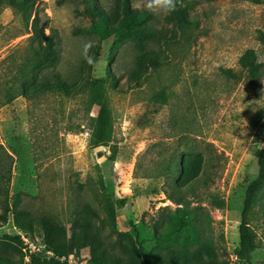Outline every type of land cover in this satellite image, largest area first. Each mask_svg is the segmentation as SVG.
Returning <instances> with one entry per match:
<instances>
[{
    "label": "rangeland",
    "instance_id": "374dc122",
    "mask_svg": "<svg viewBox=\"0 0 264 264\" xmlns=\"http://www.w3.org/2000/svg\"><path fill=\"white\" fill-rule=\"evenodd\" d=\"M114 1L101 0L107 8ZM185 1L191 4L189 13L197 23L192 39L187 42L177 34L178 41L169 47L153 44L166 63L150 69L141 88L129 87L136 53L129 41L101 44L95 35L73 33L89 25L77 12L82 9L80 3L57 6L55 0H36L29 22L13 7H1L0 62L7 58L0 64L1 85L9 80L6 67L20 65L25 51L35 45V17L46 28V35L50 28L57 31L56 73L67 77L101 47L99 60L82 76L106 77L110 68L119 82L108 89L113 123L108 145L90 144L91 122L98 108L89 109L83 96L51 93L34 100L19 96L0 107V169L11 165L12 202L67 228L85 203L105 215L97 199L102 180L114 201L127 200L117 211L118 231L137 237L149 258L157 250L156 236L165 224L160 214L176 215L185 208L167 198L171 189L165 179L157 178V172L173 160L200 156L203 174L195 184L196 195L186 190L189 209L201 215L218 257L228 264H240L234 250L239 244L245 192L258 175L255 151L264 148V44L258 38L264 33V0ZM150 4L153 0H132L135 9L149 11L152 23L171 35L166 8H150ZM249 49L262 64L255 79L239 66L240 57ZM1 85L0 98L4 95ZM214 199L223 200L224 207H217ZM250 225L258 247L250 264H264V192ZM18 231L10 214L0 227V236ZM34 236L40 244V237ZM0 251L10 255L1 245ZM88 256L86 247L70 261L85 264Z\"/></svg>",
    "mask_w": 264,
    "mask_h": 264
},
{
    "label": "trees",
    "instance_id": "16d2710c",
    "mask_svg": "<svg viewBox=\"0 0 264 264\" xmlns=\"http://www.w3.org/2000/svg\"><path fill=\"white\" fill-rule=\"evenodd\" d=\"M73 1L82 5V9L77 12L89 20V25L73 31L75 35H95L101 44L112 41L113 45H117L129 41L133 45L136 53L128 78L130 88H141L148 78V71L157 70L166 63L152 47L153 44L161 43L169 47V44L178 41L177 34L189 42L193 37L192 31L197 28L196 21L189 13L191 4L185 0H173L174 8H166L165 22L173 27L171 35L152 23L153 16L149 11L135 9L132 0H115L111 8L103 5L101 0H55L57 6ZM35 4L36 0H0V8L13 7L17 14L27 16V22L34 14ZM32 26L35 45L25 51V58L20 65L15 66L13 63L6 67L9 80L4 85L0 84L4 86L0 107L13 102L19 96L29 100L51 93L67 98L83 96L89 109L98 108V113L91 122L90 144H110L113 123L108 89L116 87L119 80L110 68L106 77L82 76L99 60L101 47L94 50L82 68H75L67 77H63L54 71L59 62L57 31L50 28V34L46 35V28L38 24L36 17ZM258 38L264 44L263 32L259 33ZM6 61L7 58L0 64H5ZM239 66L252 79L261 74L262 64L253 49L245 51L240 57ZM228 75L236 77L231 71H228ZM160 100L164 101L163 95H160ZM261 126L264 129V120ZM255 158L258 175L245 192L239 225V244L234 250L240 264H250L251 255L258 248L256 233L250 225V216L264 192V148L256 149ZM111 160H115V153ZM0 172V227L8 222L12 214L20 232L28 235L34 244L45 250L50 249L54 254L53 257H47L45 250L42 253H32L29 263L26 264H69L67 260L71 256L79 257L82 249L86 247L89 248V256L85 264H228L227 260L218 257L212 241L206 235L201 215L189 209L186 199L187 189L196 195L195 184L203 174V159L200 156L173 160L157 172V178L165 179L171 189L166 193L167 198L178 205H184L185 208L179 209L176 215L165 212L160 214V220L165 224L156 236L157 250L149 258L145 254L143 243L137 237L129 232L118 231L117 211L125 207L127 200L122 198L114 201L102 180L97 199L105 215L101 216L92 205L85 203L70 221L71 227L67 228L50 217L34 216L19 208L16 200L11 201L9 194L11 165L3 171L0 169ZM214 201L219 208L225 205L223 200ZM35 234L40 237V244L35 242ZM0 245L10 253L8 255L7 251H0V264H24L26 253L23 251L24 241L19 234L0 236ZM165 247L166 250L161 252V248ZM62 258L66 260L61 261Z\"/></svg>",
    "mask_w": 264,
    "mask_h": 264
},
{
    "label": "built area",
    "instance_id": "2783aa9c",
    "mask_svg": "<svg viewBox=\"0 0 264 264\" xmlns=\"http://www.w3.org/2000/svg\"><path fill=\"white\" fill-rule=\"evenodd\" d=\"M17 234H19L21 236V239L24 241V249H23V251L26 253V256H25V262L26 263H29V261H30V254H32V253H42V251L45 250L43 247H40V246L34 244L30 240L28 235H26L25 233L18 231ZM44 253H45V255L47 257H53L54 256L53 251H51L50 249L45 250ZM71 258H74V256H71L67 260L69 264H73L72 261H70ZM235 259H238L236 255H235ZM65 260H66L65 258L61 259V261H65ZM81 264H83V263H81Z\"/></svg>",
    "mask_w": 264,
    "mask_h": 264
},
{
    "label": "clouds",
    "instance_id": "9594fccd",
    "mask_svg": "<svg viewBox=\"0 0 264 264\" xmlns=\"http://www.w3.org/2000/svg\"><path fill=\"white\" fill-rule=\"evenodd\" d=\"M154 5L163 6L169 10L174 8L173 0H153V4H150L149 7H153Z\"/></svg>",
    "mask_w": 264,
    "mask_h": 264
}]
</instances>
